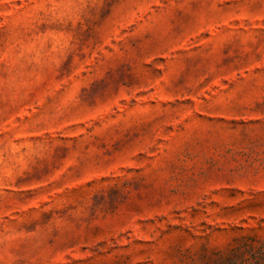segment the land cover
<instances>
[{"label": "rangeland", "instance_id": "obj_1", "mask_svg": "<svg viewBox=\"0 0 264 264\" xmlns=\"http://www.w3.org/2000/svg\"><path fill=\"white\" fill-rule=\"evenodd\" d=\"M0 264H264V0H0Z\"/></svg>", "mask_w": 264, "mask_h": 264}]
</instances>
